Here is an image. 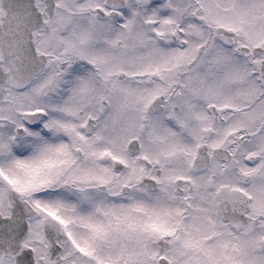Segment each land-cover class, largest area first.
<instances>
[{"label":"snow or ice","instance_id":"6c2138e0","mask_svg":"<svg viewBox=\"0 0 264 264\" xmlns=\"http://www.w3.org/2000/svg\"><path fill=\"white\" fill-rule=\"evenodd\" d=\"M0 264H264V0H0Z\"/></svg>","mask_w":264,"mask_h":264}]
</instances>
